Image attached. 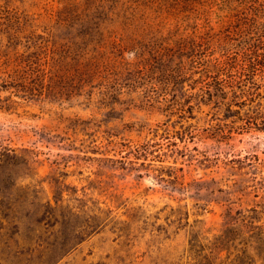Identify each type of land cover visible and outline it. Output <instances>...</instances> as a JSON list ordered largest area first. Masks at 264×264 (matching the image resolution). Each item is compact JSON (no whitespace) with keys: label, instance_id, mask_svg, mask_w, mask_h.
<instances>
[{"label":"rangeland","instance_id":"obj_1","mask_svg":"<svg viewBox=\"0 0 264 264\" xmlns=\"http://www.w3.org/2000/svg\"><path fill=\"white\" fill-rule=\"evenodd\" d=\"M0 97V264H264V0H0Z\"/></svg>","mask_w":264,"mask_h":264},{"label":"trees","instance_id":"obj_2","mask_svg":"<svg viewBox=\"0 0 264 264\" xmlns=\"http://www.w3.org/2000/svg\"><path fill=\"white\" fill-rule=\"evenodd\" d=\"M21 60L24 61L26 63V65H29L30 66L29 68H32V70H31L32 72L34 70L36 71V68H34V66L31 64V62H27L24 59H21ZM227 63H228V61H224V62L218 61L217 64L219 67L223 68L226 66ZM36 73H37V79L39 81V84H41L42 89H44L46 91L50 90V92H51L52 91V81H51V77L49 78L48 73L45 70L39 71V72L36 71ZM16 82H17V80H16ZM17 83H18V85H20L22 87H26L28 90H31L33 92H34V89H38L36 87H30V86L26 85L25 82L18 81ZM2 85L4 86L5 83ZM2 100H3V98L0 97V108H2L4 106L3 102H1Z\"/></svg>","mask_w":264,"mask_h":264}]
</instances>
